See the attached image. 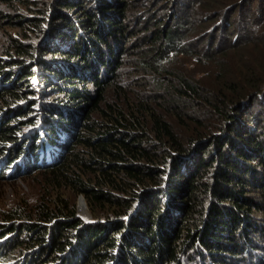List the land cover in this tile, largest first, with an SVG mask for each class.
<instances>
[{
	"label": "trees",
	"instance_id": "trees-1",
	"mask_svg": "<svg viewBox=\"0 0 264 264\" xmlns=\"http://www.w3.org/2000/svg\"><path fill=\"white\" fill-rule=\"evenodd\" d=\"M30 1L0 50V181L41 170L50 199L4 211L0 263L264 264V0Z\"/></svg>",
	"mask_w": 264,
	"mask_h": 264
},
{
	"label": "rangeland",
	"instance_id": "rangeland-1",
	"mask_svg": "<svg viewBox=\"0 0 264 264\" xmlns=\"http://www.w3.org/2000/svg\"><path fill=\"white\" fill-rule=\"evenodd\" d=\"M21 1L22 0H8V1L2 2L0 4V12L6 15L5 18L0 19V21H1L0 22V50H1V46H2L3 41L7 36L12 37L15 34H20V32H26L25 29H21L18 26L22 20H27L28 18L33 17L31 11H32V8L35 6L33 4L34 2L30 1L29 5H28L29 8H27L26 6L21 5ZM9 18H11V19L9 20ZM17 18L19 20H16ZM144 39L145 38L143 36H141V38H140L137 35H133L131 40L129 41V44L131 46H133L135 50H140L143 46L146 45V44H144ZM0 56H1V53H0ZM186 68L189 70L195 69L192 65L187 66ZM7 73H10L9 70H7ZM124 73H125V71H123L121 74V75H123V77L126 75ZM39 76H40V74H39ZM125 78H126V76L124 77V80H128ZM36 85H37L36 81L34 82L33 79H31L30 84H29V86L31 87L30 90H32L33 87H36ZM88 89L92 90L90 85H89ZM49 93H50V91L47 88V92L45 93L44 96L40 95L39 97H37L39 99L38 101L41 102L40 107L46 108L47 104L49 105L50 103H53L55 105H57V103H64V102H62L63 97H61L59 95H56L54 97H49L48 96ZM39 94H41V93L39 92ZM38 101L36 103L37 105H38ZM62 140H64V139L61 138V141ZM49 154H55V151H53L49 148L46 149L44 152V155H49ZM47 159H49V157ZM165 162L166 161L163 162V165H160L161 168H164ZM187 164L188 163H186V165ZM186 165H185V167H186ZM190 166H192V164H190ZM208 170L209 171L212 170V167H209ZM209 171L207 173H209ZM40 173H42L41 170L37 171V172L30 173L28 175H24L23 177L14 178L12 180L0 181V217L2 216L4 211L12 210L15 207H22V208L24 207L27 210H29V209L33 208L34 206L38 205L43 200L47 201L49 203L48 199H50V198H48L47 196H44V193H48L49 189L47 187H45L44 178H42L43 176L39 177ZM165 174L163 175L161 185H159V187H157L158 193H161L163 191V188H165V185H166L165 182H166V180L169 179L168 173H167L166 177H165ZM139 190H140V188L137 189L136 191H139ZM152 191L154 193L155 190L152 189ZM246 192H245V195L249 199L251 198L253 200L254 197H252L248 191H246ZM256 194L260 195L259 192H257ZM65 195L67 196L66 199L68 200L69 203H71L73 201L74 207L77 211V215H79V217L84 222H87V224H91V222H93V221H92V217H91V214L89 212L87 201L85 200V198L81 195L73 198L70 196L69 192H66ZM81 198L83 199V202L86 205V214L80 213L79 207H80ZM256 198L258 199V197H256ZM259 201L261 203L263 200L260 198ZM134 206H136V204H134ZM250 206H252V205H250ZM250 217H251V222L256 220L255 222L257 223L255 225V227L252 228V231L250 232V237H254V242L258 244V245H256L257 247L261 246L264 248V234H262V231L260 229V228H264V208L262 210H260L259 208L254 207V209L251 210ZM0 222H1V220H0ZM112 228L115 229V226H113ZM236 240L238 241L239 248H242V249L246 248V243L241 237H238ZM250 249H251V247H249V250ZM19 257H22V255H19ZM0 264H3V263H0Z\"/></svg>",
	"mask_w": 264,
	"mask_h": 264
},
{
	"label": "bare ground",
	"instance_id": "bare-ground-1",
	"mask_svg": "<svg viewBox=\"0 0 264 264\" xmlns=\"http://www.w3.org/2000/svg\"><path fill=\"white\" fill-rule=\"evenodd\" d=\"M80 213L81 214H86V205L85 203L83 202V199L80 200Z\"/></svg>",
	"mask_w": 264,
	"mask_h": 264
},
{
	"label": "water",
	"instance_id": "water-1",
	"mask_svg": "<svg viewBox=\"0 0 264 264\" xmlns=\"http://www.w3.org/2000/svg\"><path fill=\"white\" fill-rule=\"evenodd\" d=\"M82 199V198H81Z\"/></svg>",
	"mask_w": 264,
	"mask_h": 264
}]
</instances>
